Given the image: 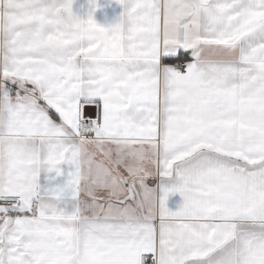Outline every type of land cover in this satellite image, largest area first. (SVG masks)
Here are the masks:
<instances>
[{"label":"snow or ice","instance_id":"1","mask_svg":"<svg viewBox=\"0 0 264 264\" xmlns=\"http://www.w3.org/2000/svg\"><path fill=\"white\" fill-rule=\"evenodd\" d=\"M117 2L0 0V264H264V0Z\"/></svg>","mask_w":264,"mask_h":264},{"label":"crops","instance_id":"2","mask_svg":"<svg viewBox=\"0 0 264 264\" xmlns=\"http://www.w3.org/2000/svg\"><path fill=\"white\" fill-rule=\"evenodd\" d=\"M98 3L101 5L94 13V19L97 23L101 25H108L115 23L120 14L123 11L122 6L117 2V0H98ZM90 8L89 0H76L74 4V11L84 15ZM188 54L184 53L183 51L176 54V56L172 59H168L165 63L179 65L183 62H186L188 59ZM86 107V114L85 118H94L95 117V109L93 107L85 106ZM66 177H60L57 182H63ZM41 184L45 182L44 174H41ZM150 187H155L158 181L156 179H149L147 181ZM83 198V197H82ZM183 203L182 197L179 193L170 194L168 199V207L170 210H177L178 207ZM73 202L68 201L66 203H62L60 206L64 207L67 212H71Z\"/></svg>","mask_w":264,"mask_h":264},{"label":"built area","instance_id":"3","mask_svg":"<svg viewBox=\"0 0 264 264\" xmlns=\"http://www.w3.org/2000/svg\"><path fill=\"white\" fill-rule=\"evenodd\" d=\"M182 64V63H181ZM86 120H90V118H85Z\"/></svg>","mask_w":264,"mask_h":264}]
</instances>
